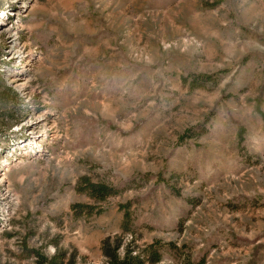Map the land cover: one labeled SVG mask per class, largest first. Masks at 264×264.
<instances>
[{"label":"rangeland","instance_id":"rangeland-1","mask_svg":"<svg viewBox=\"0 0 264 264\" xmlns=\"http://www.w3.org/2000/svg\"><path fill=\"white\" fill-rule=\"evenodd\" d=\"M0 114V264H264V0H0Z\"/></svg>","mask_w":264,"mask_h":264},{"label":"trees","instance_id":"trees-1","mask_svg":"<svg viewBox=\"0 0 264 264\" xmlns=\"http://www.w3.org/2000/svg\"><path fill=\"white\" fill-rule=\"evenodd\" d=\"M210 77L211 76H208V75L192 76V85L198 86L200 85L199 83H202L208 80ZM10 91H9L10 95H13V93H15L13 92L14 90L13 91L10 90ZM14 95H16V93ZM17 97L18 96L15 97L13 102L16 101ZM3 114L5 117H8L9 119L14 118V121H16V119L20 118L19 116L22 115V110L19 109L18 114L13 113L11 110H9L8 112L6 111ZM3 114L2 115L0 114V115L4 117ZM84 185H85L84 189L87 190V193L89 194V196H91L92 198L96 200H104L106 197L117 192L114 188L104 183H94L88 179L84 180ZM83 206L87 207L88 209H91L90 205H83L80 203L73 204L71 207L74 209H79V208H82ZM120 242H121V239H119L118 237L115 238L114 242H110L108 238L102 242L101 248H102L103 254L108 258L107 264H144V259L139 254L133 255L132 251L129 248H127L123 256H120L118 253ZM36 255L38 259L37 264H57L59 259H60L59 263L63 264L64 254H58L56 256H52L49 259L39 252H36ZM148 259L151 262H156L159 259V254L155 250H149ZM67 263L73 264V261L68 259Z\"/></svg>","mask_w":264,"mask_h":264},{"label":"built area","instance_id":"built-area-1","mask_svg":"<svg viewBox=\"0 0 264 264\" xmlns=\"http://www.w3.org/2000/svg\"><path fill=\"white\" fill-rule=\"evenodd\" d=\"M1 13H2V16H3V17L7 16L6 11H3V12H1ZM4 14H6V15L4 16ZM7 25H8V24H7Z\"/></svg>","mask_w":264,"mask_h":264},{"label":"bare ground","instance_id":"bare-ground-1","mask_svg":"<svg viewBox=\"0 0 264 264\" xmlns=\"http://www.w3.org/2000/svg\"><path fill=\"white\" fill-rule=\"evenodd\" d=\"M7 197H9V195H7Z\"/></svg>","mask_w":264,"mask_h":264}]
</instances>
